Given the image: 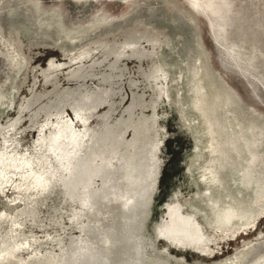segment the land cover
Instances as JSON below:
<instances>
[{
    "label": "rangeland",
    "instance_id": "374dc122",
    "mask_svg": "<svg viewBox=\"0 0 264 264\" xmlns=\"http://www.w3.org/2000/svg\"><path fill=\"white\" fill-rule=\"evenodd\" d=\"M189 46L208 121L191 108ZM122 79L135 87L123 83L126 125L95 161L84 196L91 248L109 264H264V0H0L2 146L57 101L106 100ZM35 133L26 130L25 142ZM176 185L208 232L219 225L207 247L174 226ZM12 192L8 185L0 194V209ZM56 204L48 195L37 210L41 226L25 223L18 256L58 253L50 238L78 233L67 220L76 204L62 205L54 222ZM223 205L234 211L227 216ZM10 250L13 264L51 262Z\"/></svg>",
    "mask_w": 264,
    "mask_h": 264
},
{
    "label": "bare ground",
    "instance_id": "6f19581e",
    "mask_svg": "<svg viewBox=\"0 0 264 264\" xmlns=\"http://www.w3.org/2000/svg\"><path fill=\"white\" fill-rule=\"evenodd\" d=\"M136 26L133 24L129 27L128 32L133 31ZM146 26L141 25L142 28ZM118 29L123 30L124 27ZM19 31L14 28L10 35L16 42L22 43ZM67 39L74 43L75 37ZM192 49H194L192 46L187 47L184 57L186 60V80H184L190 93L186 91L190 94L191 108L197 109L201 115L205 116V119L208 116V121L210 114L206 116L207 111L202 109L203 106H200L202 102L204 103L203 96L205 97L206 92L197 76L196 59L193 57L194 55L190 56ZM123 79L110 84L113 94L106 100L96 98L90 102L82 103L67 100L57 101L50 106L48 114L17 129L5 145L2 146L0 143V194H3L7 186L10 185L13 189L11 202L17 200L14 204L11 202L2 203L3 209H0V229L6 226L0 232V264H13V261L6 260L4 257L5 246L13 250L16 257H22L17 253L27 244L23 243L22 245L18 241L20 238L30 235L24 234L22 228L25 223L36 227L41 226L37 210L48 195H54L57 202L56 205L51 206L50 221L56 222L54 214L61 210L62 205L76 204V208L70 206L67 220L70 230H77L78 233L70 231L64 235L56 234L54 237H49L50 243L56 244L60 253L44 249L43 253L22 258L27 259V262L30 259L50 258V264H109L103 255H98L91 248L85 235V231L89 229L90 225L84 216V207L87 206L84 196L87 192L89 176L95 170V161L100 160V156L106 157L108 152L113 150L122 127L126 125L128 105L124 107L122 104L126 96H122L123 92L126 93L123 83L130 87L131 91H134L135 87L128 79ZM107 100L110 103L105 102ZM77 123L80 125L78 126ZM204 125L207 126V124ZM26 130L36 132L30 144L25 142ZM78 130L83 133L80 134ZM122 153L124 155L123 151ZM209 182L211 181L209 180ZM181 200L182 191L180 186L176 185L170 191L168 206L171 212L170 217L176 223L174 226L182 227L191 233L193 242L197 246L207 247V242H214L209 237L220 232L219 225L208 226L211 228V231L208 232L199 218L197 208L193 204L190 205L189 202L191 207L186 208ZM231 206L223 205L221 208L227 216L231 211H234ZM233 207L238 208L237 206ZM59 255L62 256L61 260H57Z\"/></svg>",
    "mask_w": 264,
    "mask_h": 264
}]
</instances>
